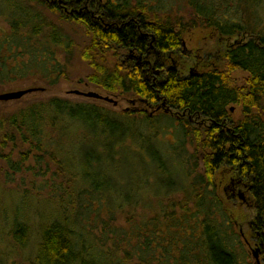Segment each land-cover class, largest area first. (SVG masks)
I'll list each match as a JSON object with an SVG mask.
<instances>
[{
    "label": "trees",
    "instance_id": "1",
    "mask_svg": "<svg viewBox=\"0 0 264 264\" xmlns=\"http://www.w3.org/2000/svg\"><path fill=\"white\" fill-rule=\"evenodd\" d=\"M221 1L189 0L193 19L184 22L142 0H0V88L37 76L51 83L64 77L57 57L75 50L68 29L75 26L86 38L76 49L90 67L87 82L148 103L159 96L166 107L202 121L203 128L162 114L169 122H179L202 171L180 197L166 198L160 210L141 217L139 223L126 214L125 225L115 229L122 243L108 248L86 243L77 231L81 196L73 190L35 228L28 218L14 216L7 235L14 249L30 250V264H243L235 246L241 243L237 230L264 232V34L240 18L246 5L253 11L264 0H235L233 9ZM199 25L210 29L209 37L214 34L216 43L208 66L198 74L190 75L188 64L185 75L171 71L153 85L140 69L128 70L119 60L108 62L109 52L118 57L126 50L147 47L152 38L151 50L163 60L166 52L181 48L187 29ZM235 70L246 73L240 85L231 78ZM232 105L241 109L237 119L230 114ZM130 112L117 118L94 105L57 96L31 102L0 115V158L9 167L29 158L40 166L48 155L59 170L56 152L77 136L72 129L76 124L91 130L82 132V141L90 135L95 145L86 152L91 166L93 160L111 156L113 142L131 130L130 122L123 120ZM137 114L149 120L146 114ZM17 144L23 149L15 163L4 149ZM230 180L245 201L228 196Z\"/></svg>",
    "mask_w": 264,
    "mask_h": 264
},
{
    "label": "rangeland",
    "instance_id": "2",
    "mask_svg": "<svg viewBox=\"0 0 264 264\" xmlns=\"http://www.w3.org/2000/svg\"><path fill=\"white\" fill-rule=\"evenodd\" d=\"M142 1L159 6L166 13L172 14V17H179L184 22L193 19L189 0ZM224 1L226 0L221 2L228 3V8L233 9L235 0ZM245 8L243 12L240 11V19L250 25H257L264 34V3L261 8H254L253 11L248 5ZM226 13L234 16L228 11ZM50 15L51 18L55 17ZM68 29L75 40V50L71 55L60 54L57 57L60 64L64 65L65 76L54 83L37 76L3 85L0 93L29 87L40 89L18 99L0 100V115L11 113L31 102L57 96L73 104L94 105L117 118L123 112L132 111L129 117L123 118L125 122H130L131 130H128V134L125 133L119 143L113 142L111 156L103 155L101 160H93L94 164L91 166L86 163V152L91 147L95 148V145L91 142L90 135L87 141H82V136L85 135L82 132L91 130L81 129L76 124L72 129H75L73 132L77 136L70 143H64L56 152V158L61 160L59 170L48 155H45L40 166L34 165L33 158H29L23 164L9 167L0 158V264H30L27 257L30 250L22 252L14 249L7 235L14 216L28 218L35 228V223L48 212H55L61 198L68 200V192L73 190L81 196L77 208V231L86 243L108 248L112 243H122L115 229L125 225L128 213V217L132 215L139 223L141 217H148L160 210L158 207L166 198L180 197L187 183L202 171L193 146L182 136L178 121L169 122L162 117V112L137 109L138 106H145L140 104L136 96L114 94L86 81L85 76L91 70L77 51L86 42V38L75 26H69ZM209 33L210 29L201 25L187 29L181 38V48L186 51H213L216 39L211 34L212 40ZM107 56L110 65L124 58L122 54L113 56L112 52ZM230 75L237 85L242 84L246 77V73L240 70L232 71ZM75 89L83 92L94 91L113 98L117 103L114 105L112 102L69 93ZM133 100L135 103L131 104ZM240 111L239 106L232 105L230 114L237 119ZM139 112L146 114L149 120L144 121L138 117ZM22 149L18 144L9 145L4 152L10 153L11 161L18 163ZM85 169L88 173H85ZM237 231H240L241 243L235 246H239L242 263L255 264L252 250L243 240L244 235H249L250 232L243 229Z\"/></svg>",
    "mask_w": 264,
    "mask_h": 264
},
{
    "label": "flooded vegetation",
    "instance_id": "3",
    "mask_svg": "<svg viewBox=\"0 0 264 264\" xmlns=\"http://www.w3.org/2000/svg\"><path fill=\"white\" fill-rule=\"evenodd\" d=\"M151 40H148L146 43L147 47L144 45L142 48L138 47L137 49L126 50L121 54L124 58L119 59L120 64L127 68L128 70L140 69L142 73V77L144 80L151 81L153 85L157 83H161L163 78L167 76L169 72H177L180 76L185 75L186 65L188 66V73L190 75H195L200 73L199 71L204 67L208 66L209 58L208 55L212 51L210 49H206L204 52H200L199 50H188L186 51L184 48H179L177 52L171 53L170 51L166 52L163 60L160 59V53H153L151 50ZM183 43L181 44L182 47ZM176 54V58H172V55ZM213 56V55H212ZM140 104H143V107L138 106L137 109H143L146 111L147 109L152 112H162L167 115H172L176 119H188L192 125L197 126L201 131L202 121L198 120L193 121L190 117L186 116L184 112L180 113L176 110L166 107L165 100L161 97L157 96L156 102H146L145 100H141L138 98ZM131 104H134L135 101H131ZM139 104V103H138ZM153 113H150L152 115ZM149 115V114H148ZM149 115V116H150ZM231 186L226 187L225 191L230 192L228 196L238 197L240 200L245 201V195L241 192V189L233 186L232 181ZM237 193V196H236ZM241 196V198L239 197ZM245 243L248 245L252 252L255 251L256 257L254 259L255 264H264V232H254L251 230L249 235H244ZM253 255V254H252ZM254 258V257H253Z\"/></svg>",
    "mask_w": 264,
    "mask_h": 264
},
{
    "label": "water",
    "instance_id": "4",
    "mask_svg": "<svg viewBox=\"0 0 264 264\" xmlns=\"http://www.w3.org/2000/svg\"><path fill=\"white\" fill-rule=\"evenodd\" d=\"M40 88H36V87H29L26 89H21V90H17V91H11V92H4V93H0V100H12V99H18L20 97H22L23 95L32 92L34 90H38ZM69 93H73L76 95H81V96H85V97H90V98H95V99H100V100H104L107 102H112L114 105L117 103L116 100H114L113 98L109 97V96H103L98 94L97 92L94 91H87V92H83V91H79V90H71L69 91ZM239 197L241 198V196L239 195ZM253 256L256 257V253L255 251L252 252ZM257 258V257H256Z\"/></svg>",
    "mask_w": 264,
    "mask_h": 264
}]
</instances>
